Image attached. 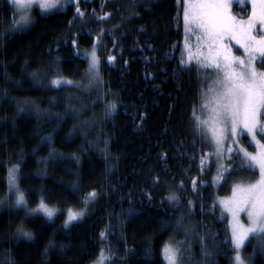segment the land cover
<instances>
[{
	"label": "trees",
	"instance_id": "trees-1",
	"mask_svg": "<svg viewBox=\"0 0 264 264\" xmlns=\"http://www.w3.org/2000/svg\"><path fill=\"white\" fill-rule=\"evenodd\" d=\"M183 7V0H68L32 7V22L10 30L16 12L0 0V264H88L102 249L104 264H167L166 242L182 249L183 264H235L228 216L215 203L209 137L192 118L211 70L181 64ZM94 44L99 87L85 81ZM57 75L79 86H53ZM235 153H224L221 195L258 177ZM13 165L27 206L56 207L51 219L15 206ZM170 193L178 202H168ZM67 209L83 215L65 228ZM18 227L33 239L18 238ZM262 244L249 236L246 264H264Z\"/></svg>",
	"mask_w": 264,
	"mask_h": 264
},
{
	"label": "snow or ice",
	"instance_id": "snow-or-ice-1",
	"mask_svg": "<svg viewBox=\"0 0 264 264\" xmlns=\"http://www.w3.org/2000/svg\"><path fill=\"white\" fill-rule=\"evenodd\" d=\"M67 0H63L66 3ZM180 2V0H178ZM19 15V19L13 17L10 30H22L32 20L30 11L34 4H38L42 10H49L57 5L63 6L62 0H10ZM259 5V8L256 5ZM183 19L186 30L194 27L202 32V37L207 42V52H198L201 57L198 60L201 68L214 71L216 78L204 94L202 111L207 110L205 118L197 116L195 111L192 118L196 122V129L207 136L210 132L211 141L216 146L219 154L223 142L231 139L233 144L238 145L236 155H243L242 165L246 164L250 170L259 172V179L247 185L237 184L233 187L232 197L222 201V207L230 216L231 239L230 244L235 252L233 260L235 264H245L241 250L250 235L264 239V71H258L256 62L259 60L260 67L264 68V0H252L253 10L247 20H238L231 14V0H183ZM76 13L83 16L80 7L76 6ZM107 16L108 14L105 13ZM98 19H103L100 17ZM257 23L260 25L261 34L254 35L253 31ZM117 28L120 25L116 26ZM225 38L235 40L243 49L245 56H235L232 49L224 43ZM200 39V38H198ZM76 45V40L72 41ZM89 66L86 75L89 84L98 82L100 58L97 56L95 47L89 54ZM111 61L114 57L109 56ZM193 59L189 50L188 60ZM184 61L181 60V64ZM39 72H33V78L38 77ZM50 83L53 86L63 84H77L63 76L57 75ZM115 104L106 106V115H110L115 109ZM246 134L251 138L250 145L254 151H248L246 147L239 146V136ZM259 137V138H258ZM233 149L228 148L232 153ZM53 155V154H50ZM54 158V157H53ZM203 164V160L201 161ZM19 165H13L8 169L9 191L15 197L14 204L18 208H27L25 193L19 188L17 181ZM219 179H224L220 176ZM195 186L196 181H192ZM182 186V185H181ZM95 192L88 194L86 200L94 198ZM169 203L178 202V196L170 193L167 198ZM191 208L192 202L189 201ZM29 214H43L51 219L56 210L50 208L43 200L36 208H29ZM243 213L247 224L241 219ZM83 212L70 211L64 221L67 228L73 221L79 220ZM188 229L185 230L187 235ZM18 238L33 239L32 233L25 231L23 227L17 228ZM105 233H101L103 237ZM203 241V237L200 238ZM54 247L50 241L45 248V254L49 248ZM264 247V244H262ZM167 264H183L182 249L171 243H165L162 248ZM105 257L103 249L100 256L93 264H103ZM12 264H16L15 261Z\"/></svg>",
	"mask_w": 264,
	"mask_h": 264
},
{
	"label": "rangeland",
	"instance_id": "rangeland-1",
	"mask_svg": "<svg viewBox=\"0 0 264 264\" xmlns=\"http://www.w3.org/2000/svg\"><path fill=\"white\" fill-rule=\"evenodd\" d=\"M68 1V0H67ZM233 2H236V6L238 7V9L234 12L231 10V14L233 16H235L238 20H247L248 17L251 15L252 13V10H253V5H252V0H231V5ZM62 3H63V0H62ZM64 4V3H63ZM38 7L39 8V5L38 4H34L32 7ZM61 5H57L56 7L52 8V9H55L57 7H59ZM257 8H259V5L257 4L256 5ZM15 9V8H14ZM52 9H49V10H52ZM15 12H16V16L15 18L16 19H19V15L17 14V11L15 9ZM30 16H31V11H30ZM11 28H12V25H11ZM194 27H190L189 29L186 30L185 28V35H184V43H183V48H182V60L184 61H189L188 60V55H189V50H191L192 54H193V59L191 61H194L196 62L197 64L198 63V60L201 59V57H199L198 55H196L198 52L200 51H203L205 54L207 52V42L206 40L202 37V32L200 30H198V34L195 33L194 31ZM253 34L254 35H259L261 34V31H260V25L257 23L256 25V28L254 29L253 31ZM200 38V39H198ZM224 43L227 44L231 49H232V53L233 55L235 56H245L246 58V55L244 53V49L236 43L235 40H230L228 38H225L224 40ZM95 47V51H96V54H97V45L94 44L91 48H89L86 52H85V56L88 58L89 57V54L93 51V48ZM98 56V54H97ZM200 65V64H199ZM198 65V66H199ZM88 66H89V59H88ZM256 66H257V70L258 71H264V68H261L260 67V63H259V60H257L256 62ZM200 71H201V75H203L204 73H206V70L201 68L200 66ZM208 71V70H207ZM208 75H209V78H208V82L210 83L208 87H204L206 92L203 93L202 95V99H201V102L199 103V108L196 110V115L197 116H200L201 118H205L206 115H207V110H204L202 111L201 109V105L203 103V98H204V94L207 93L209 96H211L212 94L208 92V89L209 87L213 84V81L215 80L216 78V74L214 71H210L208 72ZM85 77H86V83L87 85H91L89 84V78L88 76L85 74ZM67 79V78H66ZM68 80H71V79H68ZM204 83H205V80H204ZM95 87H99L98 85H100V80L98 82H93L92 83ZM246 135V134H244ZM209 137V143H210V148L207 149V151L210 153H212V158L214 160V174H213V177H212V185H213V188H214V192H215V203L217 204V206H219L220 209H222V211H224L227 216H228V226H229V234H230V239H231V228H230V220H231V216L230 214L225 211L222 207V201H225V200H228L232 197V190H233V187L237 184H243V185H247L249 183H254L257 179H259V172H258V177L255 179V180H251V181H247V182H236L232 185L231 187V190L228 194H224V195H221L218 193V185H219V182H220V179L219 177L221 176L222 172H223V169L225 167L224 165V153L228 152V148L231 147L233 150H237V147L238 145L236 144H233L232 140L231 139H228V140H225L223 142V145L221 147V150L219 152V154L217 153L216 151V146L214 145V143L211 141V134L210 132L208 133L207 135ZM248 137V136H247ZM259 138V137H258ZM239 140V146H243L245 147L242 139L243 137L242 136H239L237 138ZM248 141L250 142L251 141V138L248 137ZM247 148V147H246ZM248 151H254V146H252L251 149L247 148ZM239 157L241 159H243V155L240 154ZM258 171V169H257ZM9 184V183H8ZM14 200H15V197H14ZM38 205H35V206H27V208H24L26 210V212L29 214L28 212V209L29 208H36ZM49 206V205H48ZM50 208H53L56 210L57 212V208L56 207H53V206H49ZM70 211H75V212H81V210H70V209H67V215ZM82 217V216H81ZM241 219L244 220V222L247 224V219L245 217V215L243 213H241ZM246 242V241H245ZM100 253H101V250L99 252V254L95 257V259H93L92 261H90L88 264H93L94 261H96L98 259V257L100 256ZM241 253H242V250H241ZM103 256L105 257L106 259V251L103 250ZM234 256H235V253H234ZM104 259V261H105ZM104 261H103V264H104ZM167 262V261H166ZM235 263V262H234ZM246 264V262H245Z\"/></svg>",
	"mask_w": 264,
	"mask_h": 264
}]
</instances>
